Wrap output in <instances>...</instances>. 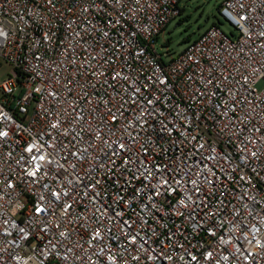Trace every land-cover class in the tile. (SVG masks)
Here are the masks:
<instances>
[{
	"label": "built area",
	"instance_id": "built-area-1",
	"mask_svg": "<svg viewBox=\"0 0 264 264\" xmlns=\"http://www.w3.org/2000/svg\"><path fill=\"white\" fill-rule=\"evenodd\" d=\"M180 2L0 0V264H264V0Z\"/></svg>",
	"mask_w": 264,
	"mask_h": 264
},
{
	"label": "rangeland",
	"instance_id": "rangeland-1",
	"mask_svg": "<svg viewBox=\"0 0 264 264\" xmlns=\"http://www.w3.org/2000/svg\"><path fill=\"white\" fill-rule=\"evenodd\" d=\"M223 2L224 0H181V15L168 24L156 42L158 53L167 59L176 58L188 44L196 41L213 25H218L226 34L232 33V28L220 17ZM11 71L12 67L0 58V82L7 80ZM262 87L261 83L259 88ZM20 91H16V94L19 95Z\"/></svg>",
	"mask_w": 264,
	"mask_h": 264
},
{
	"label": "snow or ice",
	"instance_id": "snow-or-ice-1",
	"mask_svg": "<svg viewBox=\"0 0 264 264\" xmlns=\"http://www.w3.org/2000/svg\"><path fill=\"white\" fill-rule=\"evenodd\" d=\"M42 158V157H41ZM34 159H35V157H34ZM37 211L39 212V211H42V209H37Z\"/></svg>",
	"mask_w": 264,
	"mask_h": 264
}]
</instances>
